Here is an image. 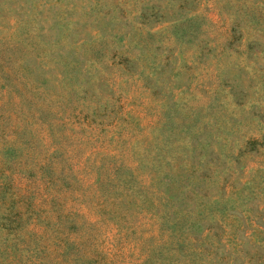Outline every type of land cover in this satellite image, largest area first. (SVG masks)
<instances>
[{"label": "rangeland", "instance_id": "rangeland-1", "mask_svg": "<svg viewBox=\"0 0 264 264\" xmlns=\"http://www.w3.org/2000/svg\"><path fill=\"white\" fill-rule=\"evenodd\" d=\"M116 1L0 0V58L16 72L0 89L26 126L0 148V264H264V236L225 216L249 229L264 214V0ZM213 149L227 195L257 187L242 211L177 219L196 195L170 201L175 180L204 183ZM198 188L202 202L225 193Z\"/></svg>", "mask_w": 264, "mask_h": 264}, {"label": "trees", "instance_id": "trees-1", "mask_svg": "<svg viewBox=\"0 0 264 264\" xmlns=\"http://www.w3.org/2000/svg\"><path fill=\"white\" fill-rule=\"evenodd\" d=\"M120 1H116L115 4H119ZM1 50V48H0ZM8 58V57H7ZM2 61L3 58H0V80H6L8 79V81L11 79V75L15 76L16 72L13 68H10L9 64H3ZM5 63V62H4ZM19 75H16L17 79L20 80L21 82H23L22 79L18 78ZM16 82V81H15ZM0 148H2V146L4 144H7L8 146L11 147L10 143L12 142L11 140H9L10 135L8 134L7 130L10 129V127H13V130L15 133L21 132L22 129H25L26 126L25 124L21 123L20 127L18 125H14L11 126L10 124V119H11V114L13 112L17 110H21L22 105H21V101H20V97L17 96L16 92L14 90H12L11 88H8L7 86H1L0 89ZM3 142V143H2ZM246 143H257V141L252 138V139H247ZM7 149V148H6ZM220 157V153H218L216 150H211L210 152H206V156H205V152L203 151V160L201 161V164L199 165V168H206L207 170H210L208 176H206V180L204 181V183L202 182L201 179H197L194 182H191L190 180H188L186 182V184L188 183V186L185 184L183 185L182 180L178 179L175 180V184L178 187L176 190H174L175 194L172 198L168 197V199L170 201H175L179 199V195L183 192V187L185 186L184 189H187L188 192L192 193L193 195H196V198L190 203L187 204V208L186 210H183L182 212H178L177 214V219H181L184 220L186 219V216H196L198 214H205V213H211L213 210L209 209L210 206H215L218 203H222V205L224 206V210L226 208H229L231 206L232 209H234V211H242V206L240 207H235V205H237L236 203H241L242 198H246L247 199V193H249L250 189L252 190L251 193L254 192V188L257 187L258 182L261 180H264V175L260 174L258 178H260V180H258V178H254V177H250V181H254L253 185L251 183V186L249 187H243L244 184L239 183L237 186L235 191L237 190V194H236V201H235V197H233L232 195H227L226 191H224V187L226 186V181L225 180H229L230 178H226L225 174H223V180L218 179V176L214 173V162L218 161ZM218 158V159H217ZM9 160V155L7 154L4 158H1V162H0V194L2 192L5 191L6 187L9 186L10 184V177H8L7 175V171L9 169V165H8V161ZM194 166H191L190 168V163L183 168L184 172H187L188 169H192ZM130 168L127 167H122L121 170L122 172H127L128 174H130L129 170ZM190 170L188 175L190 174ZM34 174H28V176L32 177ZM2 178V179H1ZM7 178V179H5ZM234 179V178H233ZM129 180H127L126 178H121L120 179V183H116V185H120V186H125L126 184L124 182H127ZM233 180H231L232 182ZM264 182V181H263ZM201 183H203V185H201ZM204 187L206 190L209 188H213L216 189V191L222 190L223 192H225L221 197H208V195H204V201L202 202V192L200 191V189L198 188V186ZM230 185V184H228ZM261 186L264 187V183L260 184ZM231 186H233L231 184ZM181 187V188H179ZM250 188V189H249ZM163 195L166 193H162ZM183 194V193H182ZM182 196V195H181ZM178 197V198H177ZM263 197L262 202H261V206L260 208H264V193L261 196ZM158 202L163 205L164 207H166V201H164L161 198H158ZM205 203H206V207H205ZM259 205V204H258ZM191 206V208H189ZM208 207V208H207ZM258 208V207H257ZM168 212V209H166L162 214H165L166 216ZM225 212V211H224ZM256 213V212H255ZM254 213V214H255ZM258 213H262V211H257ZM223 214V213H222ZM230 215L233 220L235 222V224L233 225V222L231 223V225H233L232 230L234 233H236L237 229H240V227L243 229L244 235H248L249 237H252L255 235H259L262 234L264 236V214L261 216V222L257 223L255 226L246 229L244 226H241V224L239 223L238 219H234L236 214L235 212H228L225 214V216ZM163 217V216H161ZM250 218V217H249ZM217 227V226H216ZM174 228L171 227L170 231H173ZM188 231V230H187ZM213 231H211L209 234H212ZM248 232V233H247ZM255 232V233H254ZM172 234V233H171ZM22 235L23 236H28L29 232L26 230L22 231ZM34 234L30 233L29 235V242H31V239L33 237ZM167 237H169V234H167ZM188 238V237H187ZM175 241H177L178 245L182 244V238H175ZM189 239V238H188ZM26 240V239H23ZM169 240V238H168ZM25 244H22L21 246L23 247ZM257 245H264L263 243L257 241ZM8 248V247H6ZM154 248V247H151ZM10 249V248H8ZM42 251V250H41ZM154 251H150V255H152ZM260 255L263 256L264 255V251L260 252ZM15 255L12 253V257L11 259L14 260ZM89 259H86V263L85 264H89ZM152 259L150 258L149 255H147L146 260ZM155 260H153L154 262Z\"/></svg>", "mask_w": 264, "mask_h": 264}]
</instances>
